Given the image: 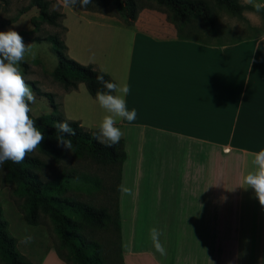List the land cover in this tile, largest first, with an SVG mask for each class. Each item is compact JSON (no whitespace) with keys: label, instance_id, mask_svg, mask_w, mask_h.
I'll return each instance as SVG.
<instances>
[{"label":"crops","instance_id":"obj_1","mask_svg":"<svg viewBox=\"0 0 264 264\" xmlns=\"http://www.w3.org/2000/svg\"><path fill=\"white\" fill-rule=\"evenodd\" d=\"M59 3L68 56L88 64L95 53L94 67L129 85L127 108L137 111L133 122L116 124L125 151L119 185L133 190L118 191L123 263L264 264V207L240 187L264 148V28L245 11L243 29L204 22L181 32L154 7L127 25ZM57 94L64 117L87 129L107 114L83 83ZM36 226L14 236L18 251L31 264H68ZM152 227L163 232L166 256L152 245ZM26 234L32 243L20 242Z\"/></svg>","mask_w":264,"mask_h":264},{"label":"trees","instance_id":"obj_2","mask_svg":"<svg viewBox=\"0 0 264 264\" xmlns=\"http://www.w3.org/2000/svg\"><path fill=\"white\" fill-rule=\"evenodd\" d=\"M6 1V0H2ZM152 1L157 9L166 13L169 21L173 22L179 30L189 24L193 19H200L211 28L214 26L212 15V4L225 9L230 15L244 19L243 12L246 10L255 11L250 5H241L239 0H148ZM211 1L212 4L209 2ZM57 0H29L28 5L23 7L20 15L31 7L38 10L36 18L31 19V23L37 30L40 23H48L53 26H61L59 19L62 13L51 10ZM114 8L112 12L110 8ZM143 7L139 0H94V3L87 8H77L89 11H99L108 15L118 16L125 24L130 25L136 19L139 10ZM260 14L264 17V11ZM12 18V21L17 19ZM2 24L0 23V29ZM63 32L65 27L62 26ZM23 37V33L19 32ZM32 39H47L52 44V48L57 55V64L53 69L52 78L57 81L64 91L77 89L83 83L89 94L95 96L96 91L102 86L97 83L96 75L101 71L93 64H82L67 54V46L63 38L58 33L46 36L23 37L24 41ZM94 69V70H93ZM106 80H112L108 74ZM26 80V79H25ZM39 94L47 96L51 100L52 113L47 115H34L31 118L36 120L38 128L45 133L43 149L54 157L60 155L58 143L55 139L54 124L65 119L60 109V103L54 101V94L41 92L35 81L26 80ZM74 121V122H73ZM75 129L76 135L68 137L72 140L75 151L87 153L96 162L116 169V201L115 211L117 226H119L118 212V185L121 175V166L125 159L124 141L113 147L100 144L95 139L96 130H88L85 127H78L79 121H70ZM44 162L34 155L28 156L22 164H14L11 161L4 164L5 175L3 182L12 184V194L15 197L20 212L27 224L38 225L42 216H47L52 224V230L57 237L55 249L60 258L68 264H103L102 247L99 242L88 235V231L95 227H100L106 220H110L111 215L107 208H96L91 204L69 198H53L47 191L40 176V170ZM71 210L75 216L69 215L66 210ZM87 230V233H86ZM66 252V254L64 253ZM0 262L1 264H31V262L21 254L16 246V239L8 231V222L3 218L0 205Z\"/></svg>","mask_w":264,"mask_h":264},{"label":"rangeland","instance_id":"obj_3","mask_svg":"<svg viewBox=\"0 0 264 264\" xmlns=\"http://www.w3.org/2000/svg\"><path fill=\"white\" fill-rule=\"evenodd\" d=\"M57 4L51 6V10ZM29 0H0V23L3 31L12 28L15 31L22 32L23 37L46 36L52 33H58L61 37L63 34L62 25L53 26L48 23H40L37 30L33 27L31 19L36 18L38 11L31 7L26 12L17 16L19 11L28 5ZM140 4L147 7L157 6L148 0H139ZM211 4L212 2L209 1ZM61 6V5H60ZM33 9V10H32ZM114 11V8H110ZM160 10V9H159ZM57 11V10H56ZM60 11V8L59 10ZM68 11V9L66 10ZM251 14L252 22L259 23L260 28H264V21L261 19L260 13L248 10ZM212 15L215 24H233L243 29L245 24L243 20L232 16L225 9L212 4ZM17 19L12 21V18ZM76 18L71 17L74 22ZM251 21V20H250ZM61 24V18L59 19ZM87 21L81 20V25L86 26ZM189 25L198 27L204 25L200 19H193ZM184 31V33H186ZM33 46V50L37 53L36 59L33 60L30 55L26 56L25 62L21 63L20 68L26 80L35 81L41 92H49L54 94V101L59 103L57 92L62 88L61 85L52 78L51 70L57 64L56 56L52 50V44L47 40L42 41L39 45L37 42L26 43ZM32 87V86H31ZM33 89V87H32ZM36 94V103L32 105V113L34 115H47L52 113L51 100L44 95ZM93 130V129H88ZM60 155L58 157L43 149V143L40 149L32 155L38 157L44 162V166L40 170V176L45 184L47 191L53 198H69L87 202L96 208L105 207L111 215L110 220H106L100 227L92 228L88 231V235L100 243L102 247L103 264H124L123 251L124 239L122 224L119 222L117 226V217L115 211L116 201V180L117 174L115 168L104 166L93 160L87 153L77 152L73 148L70 152L62 147H58ZM5 168L0 172V205L3 218L8 222V231L14 237L19 233H23L26 222L19 210L18 203L12 194V184L3 182ZM66 212L75 216V214L67 209ZM34 233H43L50 237V241L55 245L57 237L52 230V224L47 216H42L41 222L33 229ZM87 233V230H86ZM15 238V237H14ZM66 254V252L64 251ZM1 264V262H0Z\"/></svg>","mask_w":264,"mask_h":264},{"label":"clouds","instance_id":"obj_4","mask_svg":"<svg viewBox=\"0 0 264 264\" xmlns=\"http://www.w3.org/2000/svg\"><path fill=\"white\" fill-rule=\"evenodd\" d=\"M239 2L242 6L250 5L255 13L264 11V2L260 0H239ZM93 3L94 0H62V7L87 8ZM60 7L57 5L53 10L58 11ZM261 40H264V36ZM28 55L35 60L37 53L31 44L24 43L23 37L17 31L12 28L0 31V172L3 171L6 162L22 164L28 156L40 149L45 139V133L38 128L36 120L31 118L36 94L26 82L20 68ZM95 61V53H93L89 57L88 64H94ZM88 64L84 66L88 67ZM105 75L103 69L96 75V81L102 88L96 91L95 99L107 114L98 125L95 139L111 148L119 144L124 135L116 126L117 121L125 119L131 123L137 118V111L135 108L130 111L127 108L125 97L130 91L129 85L126 82H115L114 79L106 80ZM70 121L72 118L66 117L54 124L55 139L58 146L73 152L72 140L68 137L75 136L76 131ZM252 164L256 166V171L248 173L240 187L245 189L250 187L260 205L264 207V148L254 154ZM118 191L122 195L133 194L132 188L124 184L118 185ZM149 235L155 251L161 256H166L167 249L160 239L163 232L157 227H152ZM33 240L32 235L26 234L20 242L30 244ZM229 264L233 262L229 261Z\"/></svg>","mask_w":264,"mask_h":264}]
</instances>
